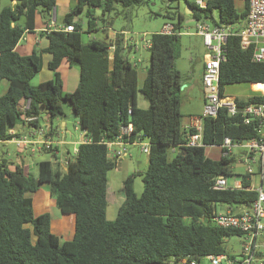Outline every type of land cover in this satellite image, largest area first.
<instances>
[{"label":"trees","instance_id":"1","mask_svg":"<svg viewBox=\"0 0 264 264\" xmlns=\"http://www.w3.org/2000/svg\"><path fill=\"white\" fill-rule=\"evenodd\" d=\"M55 1L16 0L14 6L0 9V81L8 83L0 94V141L18 136L9 129L25 123L24 116H37L41 105L50 120L63 116L64 106H69L86 139L64 168L40 160L36 176L26 173L21 163L10 169L4 158L0 160V264H190L191 259L207 264L202 256L225 252L223 238L240 234L212 223L216 205H250L256 192L212 188L215 176L232 174L231 160L210 158L205 147L220 144L224 136L254 137V126L242 123L239 112L231 116L222 108L215 118L202 117V145H183L184 79L174 66L182 13L177 14L173 33H151L149 65L140 88L121 32L113 39L83 41V29L74 17L84 7L90 31L95 8L104 16L115 3L127 8L144 0H76L62 20L73 25L72 31H41L47 46L26 55L16 52L24 30L34 27L35 12L48 20ZM179 1L165 0L167 4ZM184 1L193 11L191 17L215 24H242L248 8L247 0H242L240 12L235 0H206L203 8ZM21 16L24 24L19 23ZM251 51L241 48L237 36L228 37L226 59L219 69L220 94L228 84L264 83V63L252 62ZM42 53L51 54L47 66L54 74L33 85L30 80L41 68ZM63 59L79 69L78 83L70 92H63L57 71ZM138 93L148 101L146 108L137 106ZM27 100L28 108L23 109ZM235 100L238 106L263 102L264 93L235 96ZM128 122L133 127L131 138L150 142L147 167L141 174L143 189L137 195L135 174L126 176L121 187L124 198L109 220L107 173L117 161L107 156L105 142L115 139ZM41 183H48L49 195L62 213L74 215L70 239L61 241L50 230L49 212L34 214L32 198L26 193L35 192ZM242 185H249V180L242 178Z\"/></svg>","mask_w":264,"mask_h":264},{"label":"built area","instance_id":"2","mask_svg":"<svg viewBox=\"0 0 264 264\" xmlns=\"http://www.w3.org/2000/svg\"><path fill=\"white\" fill-rule=\"evenodd\" d=\"M198 7H205L206 0H194ZM248 8L242 24H215L207 19H195V33L200 35L206 48L203 70L201 73V85L203 87V105L199 117L192 118V122L185 128L183 145H202V117L215 118L220 109H225L231 116L240 113L242 123L254 126L256 134L248 139H233L224 136L217 146L220 149V156H227L232 153V148H245L247 152L239 159L246 167V172L240 179L234 178L231 183L227 181V176L219 174L214 177L212 188L214 189H250L256 192L255 199L250 205L230 206L225 205L224 210L216 211L211 218L214 225L238 231L244 242L242 244L241 256L236 259L225 252L218 254H208L202 256V263L207 264H264V188L262 177L264 175V101L249 102L238 106L235 97L220 94L219 92V69L220 63L226 59V43L229 36H237L241 48H251V61L264 63V0H247ZM59 29L72 31L73 25H63ZM174 32L173 23L163 24L160 33L171 34ZM150 45L146 40L145 47ZM112 48V46H110ZM264 93V92H263ZM262 93V94H263ZM28 100L23 109L28 108ZM36 120V116H24V122L31 124ZM132 123L128 122L119 129V134L115 139L105 142L107 145V156L110 159L119 160L123 156L130 155L129 147L138 146L143 153L149 154L150 142L147 138H131ZM190 129H193L191 131ZM41 128L31 127L29 133L15 140L18 145L27 143L40 144L43 149L56 154L53 141L46 139H36L34 135L42 134ZM74 150L72 153L75 155ZM70 156V157H71ZM257 157V159H256ZM67 159L60 160L63 165ZM252 163H257L254 170ZM261 176V183L255 187L251 183V175ZM244 176V177H243ZM242 178L249 180V185L243 187ZM190 264H197L191 259ZM200 262L198 261V264Z\"/></svg>","mask_w":264,"mask_h":264},{"label":"rangeland","instance_id":"3","mask_svg":"<svg viewBox=\"0 0 264 264\" xmlns=\"http://www.w3.org/2000/svg\"><path fill=\"white\" fill-rule=\"evenodd\" d=\"M8 1V0H2ZM193 2L194 0H188ZM70 6H74L72 0H68ZM185 1L180 0L179 2H172L167 4L165 0H144L141 4L132 5L130 7H122L120 4L115 3L111 11L104 14V18H101V13L97 12L98 17L95 19L98 28H95L94 32L91 33V38L102 39L106 36L107 30L101 28L102 25L109 26V32L114 30L116 33L121 32L125 35L128 43L131 44L132 48L130 51L125 50L128 60L131 63H137L139 60L140 65L145 67L149 65V50L145 47L146 40L150 38L151 33L158 32L162 29L163 24L173 23L178 24V13L184 14V19L180 21L179 27L177 28L179 32L178 36V46L176 48V56L174 60V66L181 72L183 79L185 81L186 87L181 90V113L186 114V111H196L200 112L202 109V95L203 87L200 82L201 66L203 61V54L206 52V48L202 43V39L195 33V22L186 21L189 15L184 12ZM235 6L238 12L243 9V1L235 0ZM215 19H218V14L216 11L213 13ZM75 20L80 22L83 30L87 27L88 17L85 14V9L79 11L74 17ZM239 23H236L238 26ZM107 28V27H106ZM87 35H83V41ZM137 73V70H136ZM137 80V78H136ZM188 80L190 84H188ZM191 80L194 83V87L190 89L192 85ZM35 81V80H34ZM33 81V82H34ZM35 83V82H34ZM247 83H233L228 84L224 87V95H234L237 97L248 96ZM251 89L256 91H264V89H256L250 86ZM190 89V90H189ZM189 90V93L187 94ZM142 99L147 101L141 94L138 93ZM66 111V110H65ZM68 127L70 131H73V125L75 118L71 113L66 117ZM183 122H185V116L183 117ZM57 125V117L54 118L53 127ZM69 138V133L66 134ZM12 153H15L13 145H9ZM41 147V145H39ZM40 152H35L33 154V160L35 162L40 160H50L52 166L54 167V159L49 153V151L41 148ZM216 146H206L205 154L210 158H217L218 150ZM5 151L4 147H0L1 152ZM170 151V150H169ZM168 155L170 156V152ZM247 152L245 148H232V153L228 154L227 157L231 160L230 168L232 171L231 175L227 176V181L231 183L234 178L240 179L241 176L246 172V167L242 160H239L243 154ZM129 154L123 156L121 159L117 160L115 167L110 169L107 173V216H114L119 204L123 200V193L121 191L123 180L129 174H135L133 178V189L137 195H139L143 189V181L141 179L142 172L147 167L148 155L139 150L138 146L129 147ZM5 156V155H4ZM29 158V152L27 153ZM257 159V157H256ZM140 162V163H138ZM60 166V165H59ZM62 167V166H61ZM65 164H63V167ZM252 167L256 170L257 163H252ZM36 169V168H35ZM261 183V176L257 174L251 175V183L255 187H258ZM44 186L40 187L33 193H31L33 199V210L34 214H39L38 212H45L46 210L50 213L53 223L56 222V218L63 215L72 216V214H62V212L57 208L53 202V197L47 195L45 197L46 188L48 189V183H42ZM262 185L264 188V175L262 177ZM114 195L118 198L114 199ZM113 197V198H112ZM45 200V201H43ZM116 201V203L114 202ZM45 205V206H44ZM47 205V206H46ZM46 208V209H44ZM225 205L218 203L216 205L217 211L224 210ZM66 223V234L70 236L73 232L74 222L73 220L65 221ZM64 223V226H65ZM50 230L55 232L54 225ZM65 236V234L63 235ZM244 240L241 235L231 234L225 236L222 241L225 253L238 259L241 254L242 244ZM264 253V248L261 249Z\"/></svg>","mask_w":264,"mask_h":264},{"label":"crops","instance_id":"4","mask_svg":"<svg viewBox=\"0 0 264 264\" xmlns=\"http://www.w3.org/2000/svg\"><path fill=\"white\" fill-rule=\"evenodd\" d=\"M75 2H76V0H72V3H75ZM15 3H16V0H8V1L0 0V9L3 7H7V6L12 7V6H14ZM71 8H72V6H70V2H68V0H56L54 7L49 12L48 20L43 17V15L41 14L40 11H36L35 16H34V27L32 29H25L24 30L21 38L19 39V41L15 45L14 50L21 55H26V54L31 53L34 48H42V47L47 46L48 39L44 35H39V32H41V31L48 32L51 29H59L60 27H62L64 25L62 22L63 17L67 12H69L71 10ZM83 9H85V7ZM97 12L101 13L99 8H95L94 11L92 12V15H93L92 16L93 17L92 18L93 19L92 30L88 31L87 30L88 26L86 27L85 30H83V35H87L86 37H84L85 41H87L89 39H93V38H91V33L94 32L95 28H98L97 22H96V20H97L96 18L98 17ZM190 17L191 16L189 15V18ZM101 18L102 19L104 18L102 14H101ZM189 18H187L186 21H188ZM19 23L24 24V17L23 16H21ZM101 28H104L105 30H107L106 36L108 37V39H113L114 36L116 35V32L114 30L109 32V26L108 25H102ZM198 36H200V35H198ZM123 40H124V43L126 46V50L130 51V49L132 48L131 47L132 45L128 43V40L126 39L124 34H123ZM205 54H206V52L203 54L201 73L203 70ZM111 57L112 56H110V60H111ZM50 58H51L50 53H42L41 54V68L30 80L31 84L37 85L38 83L53 77L54 71L49 69L47 66V63H48ZM132 64L137 70V87L140 88L144 82V79L146 76V70H147L148 66H145V67L141 66L139 60H137V63H132ZM57 71H58L60 78L62 80L63 92H70V91L74 90V88L76 87V85L78 83V79H79L78 67L75 65L70 66L68 64V62L65 59H63L60 62L59 66L57 68ZM201 73H200V82H201ZM189 81L190 80H188V84H190ZM191 83H192V85L190 86V89H192L194 87V83L192 80H191ZM256 83H260V82H256ZM247 84H248L247 85L248 91H250L247 94L248 96L253 95V94L259 95V94H262L264 92V91H256V90L251 89L250 86L253 87V84H255V83H253V84L247 83ZM7 85H8V83L6 80L0 81V94L6 90ZM185 87H186V84L184 81L182 89H184ZM189 90H188L187 94L189 93ZM139 94H141V93H139ZM232 96H234V95H232ZM136 104L140 108H146L148 106V101H145L144 99H142V97H140L137 94ZM202 105H203V95H202ZM180 108H181V106H180ZM39 111H40V113L36 116L37 124H33V122L31 124L17 122L14 126H12L9 129V132L10 133H16V134H18V136L11 138L9 140L0 141V147L3 146L4 150H5V151L1 152L0 160L2 158H4L7 161L8 167L10 169H13L15 164L21 163V164H23L25 172L32 175V176L37 175V163L39 162V161L35 162V160H33L34 159L33 154L35 152H40V150H42L41 148H43V147L42 146L40 147L39 146L40 144H33V143H27V144L21 146L15 142V140H17L20 137H22L23 135L29 133V131L31 130V127L41 128L43 130L42 134L34 135V137L36 139H46V140H50V141L54 142L53 146H54L56 154L51 153V152H49V153L51 154V156L54 159L53 161H54L55 166L60 165V167L61 166L63 167V165L60 163V160L68 159V157H70L72 155L73 151L77 149L78 144L84 142L86 139L85 134H84V130L81 129L80 125L78 124V120H77L76 115H74L72 113L71 108L69 106H66V105L64 106V113L65 114L61 117H57V125L55 127H53L54 119L53 120L49 119V117L45 113V109L42 105L40 106ZM201 112H202V109L200 112L199 111L198 112L186 111V114L182 113V119L185 116L186 120H185V122H183V120H182L181 125L183 127H186L188 124H190L192 122L191 119L199 117V115H201ZM69 113H71L73 115V117L75 118L74 125H73V131H70V129L68 127L67 120L65 118ZM67 133H69V135H70L69 138H67V136H66ZM10 144L14 146L15 153H12V150L10 149V146H9ZM209 146H216L217 148H219L217 145H209ZM218 150H220V149H218ZM28 152H29V158L27 156ZM219 157H220V153H218L217 158H219ZM217 158H213V159H217ZM138 163H140V162H138ZM147 163H148V161H147ZM40 185L44 186L42 183ZM40 185H39V187H40ZM48 189H49V185H48ZM48 189L46 188V191H45V197L46 198H47V195H48V197L50 196ZM31 193H33V192H27L26 195L30 196L32 198ZM123 197H124V194H123ZM114 199L115 200L118 199L116 197V195H114ZM43 201H45V200H43ZM53 202H54V199H53ZM114 202L116 203V201H114ZM32 204H33V199H32ZM44 209H46V208H44ZM43 211H46V210H43ZM107 212L108 211L106 209V217L109 220L114 219L116 212H115L114 216H110V217L107 216V214H108ZM38 213H41V212H38ZM62 214H67V213H62ZM62 216L63 215L59 216V218H56V222L53 223V220L51 219V215H50V226L52 227L54 225V229L56 232L54 234H56L58 236L59 240H61V241L70 239L72 234H73V232H72V234L70 236H68L69 234L65 233L67 231L65 229L66 228L65 221L73 220V222H74V215H73V217L69 216V215H66L65 217H62ZM64 223H65V226H64ZM64 234H65V236H63Z\"/></svg>","mask_w":264,"mask_h":264},{"label":"water","instance_id":"5","mask_svg":"<svg viewBox=\"0 0 264 264\" xmlns=\"http://www.w3.org/2000/svg\"><path fill=\"white\" fill-rule=\"evenodd\" d=\"M184 12L188 15H192L193 11L192 9L189 8V5L185 2V5H184ZM195 19L193 17H190L188 19V21H194Z\"/></svg>","mask_w":264,"mask_h":264},{"label":"bare ground","instance_id":"6","mask_svg":"<svg viewBox=\"0 0 264 264\" xmlns=\"http://www.w3.org/2000/svg\"><path fill=\"white\" fill-rule=\"evenodd\" d=\"M253 87L256 89H264V83L263 82L255 83L253 84Z\"/></svg>","mask_w":264,"mask_h":264}]
</instances>
